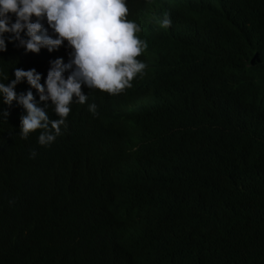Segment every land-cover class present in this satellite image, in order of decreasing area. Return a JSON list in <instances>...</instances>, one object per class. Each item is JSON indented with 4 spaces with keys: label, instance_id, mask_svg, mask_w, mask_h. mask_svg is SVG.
<instances>
[{
    "label": "clouds",
    "instance_id": "clouds-1",
    "mask_svg": "<svg viewBox=\"0 0 264 264\" xmlns=\"http://www.w3.org/2000/svg\"><path fill=\"white\" fill-rule=\"evenodd\" d=\"M141 2L163 7L152 13L154 22L135 20L129 0H0V130H11L23 145L0 156V264H24L26 249L49 227V205L61 195L60 167L79 181H95L102 197L128 202L120 220L64 232L60 245L73 253L72 264H185L182 239L139 230L134 213L162 182L191 189L188 172L200 151L173 148L177 133L206 149L236 142L240 125L222 83L192 97L205 75L182 70L185 61L167 41L175 38L192 57L194 38L230 25V50L214 54L215 68L263 66L264 0ZM247 90L242 83L234 94L243 100ZM152 134L171 149L147 153ZM96 225L97 233L78 238ZM185 255L191 264H209L199 243L188 244ZM240 264H264V248L251 249Z\"/></svg>",
    "mask_w": 264,
    "mask_h": 264
},
{
    "label": "trees",
    "instance_id": "trees-1",
    "mask_svg": "<svg viewBox=\"0 0 264 264\" xmlns=\"http://www.w3.org/2000/svg\"><path fill=\"white\" fill-rule=\"evenodd\" d=\"M129 5L135 20L137 15H142L151 23L154 22V10L160 12L163 8L158 4L141 6V0H129ZM178 20L179 13L173 25ZM45 28L52 30L48 25ZM232 40L230 25L211 27L189 43L198 49L192 57L179 49L180 44L175 38L167 41L177 59L185 61L182 70L188 69L197 76L205 75L193 84L192 97L208 96L216 85L222 83L229 89L232 103L229 111L240 125V137L236 142L210 144L206 149L184 133H177L172 139L173 148L190 147L200 151L198 165L188 172L191 189L184 190L172 182H162L158 189L145 196L148 204L144 209L134 213L138 216L136 219L141 220L139 230L171 232L180 237L185 264H191L185 255L188 244L199 243L202 258L209 264H240L251 249L264 248V64L253 69L227 66L218 71L214 54L218 51L227 53ZM175 72L178 78L184 76L182 71L175 69ZM242 83L248 90L244 99L239 100L234 90ZM146 141L143 149L147 153L161 154L171 149L154 134L147 135ZM22 146L11 130H0V156L13 154ZM58 171L61 195L49 205L50 225L39 232L26 249L24 264H72L73 253L60 245L68 228L87 227L97 220H102L99 223L120 220L128 212L125 197L104 198L95 181H79L66 167H60ZM81 201H85V205ZM245 210H250L252 215L243 217ZM100 229L101 225L91 227L88 233L80 234L78 238L83 239ZM108 234L112 239L117 238L116 226H110ZM84 254L81 252L78 258H83Z\"/></svg>",
    "mask_w": 264,
    "mask_h": 264
},
{
    "label": "bare ground",
    "instance_id": "bare-ground-1",
    "mask_svg": "<svg viewBox=\"0 0 264 264\" xmlns=\"http://www.w3.org/2000/svg\"><path fill=\"white\" fill-rule=\"evenodd\" d=\"M173 26H174V25L171 24V27H173ZM74 182H75V181H74ZM70 184H71V183H70ZM73 185H74V183H73ZM69 186H70V185H69ZM69 195H70V194H69ZM84 197H85V196H84ZM70 199H71V197H70ZM72 199H73V198H72ZM78 199H79V198H78ZM85 199H86V198H85ZM76 200H77V199H76ZM83 200H84V199H83ZM71 201H73V200H71ZM76 202H79V201H76ZM76 202H75V203H76ZM84 202H85V201H84ZM84 202L82 203V201H81L82 205H83V204L85 205ZM72 203H73V202H72ZM95 204H96V203H95ZM86 206L89 207V205H87V204H86ZM53 208H54V206H53ZM84 208H86V207H84ZM54 209H55V208H54ZM54 209H53V211L51 210L52 213L55 211ZM87 209H88V208H87ZM87 209H86V212H87ZM93 209H94V208H93ZM53 214H54V213H53ZM53 214H52V216H53ZM50 215H51V212H50ZM137 217H138V216H137ZM80 218H81V217H80ZM68 219H69V218H68ZM82 219H83V218H82ZM70 223H71V219H70ZM113 227H114V226H113ZM84 235H85V234H84ZM79 238H80V237H79ZM234 249H236V248H234ZM228 252H229V251H228ZM222 258H223V257H222ZM218 262H219V261H218ZM222 262H223V261H222ZM222 264H223V263H222Z\"/></svg>",
    "mask_w": 264,
    "mask_h": 264
}]
</instances>
